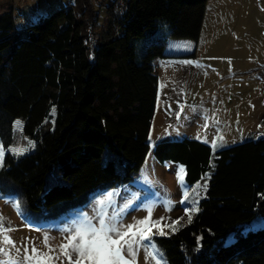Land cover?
Masks as SVG:
<instances>
[{
  "label": "trees",
  "instance_id": "16d2710c",
  "mask_svg": "<svg viewBox=\"0 0 264 264\" xmlns=\"http://www.w3.org/2000/svg\"><path fill=\"white\" fill-rule=\"evenodd\" d=\"M206 1L125 0L96 43L87 40L88 0L24 30L0 15V138L10 142L19 118L35 141L23 155L7 152L0 167V193L23 217H60L137 175L158 90L151 59L164 45L137 63L132 42L160 21L172 37L196 40ZM155 156L181 164L189 184L207 185L196 215L158 237L169 264H264V226L245 230L264 218V137L223 148L184 137L159 143Z\"/></svg>",
  "mask_w": 264,
  "mask_h": 264
},
{
  "label": "rangeland",
  "instance_id": "374dc122",
  "mask_svg": "<svg viewBox=\"0 0 264 264\" xmlns=\"http://www.w3.org/2000/svg\"><path fill=\"white\" fill-rule=\"evenodd\" d=\"M124 2L88 0L94 11L91 17L90 11L85 13L89 42L96 43L105 26H114L115 14L122 11ZM67 5L79 11L83 6L80 0H0V15L11 13L12 27L24 30ZM132 43L137 63L151 45H164V55L151 59L158 76V90L148 135L149 151L139 172L129 182L93 191L83 205L53 219L23 217L15 203L0 193V217L5 226L13 229L9 235L21 249L19 253L11 250L14 264H23L24 244H28L29 252L32 246L42 252L51 248L50 254L59 256V245L66 243L70 230L85 216L96 223L95 217L100 213L106 214V218L119 214L118 219L127 225L145 219L149 207L152 208L149 234L155 249L147 247V252L158 250L161 264H169L158 232L163 230L167 234L176 224L173 222L184 223L189 215L194 217L198 211L186 214L185 209L199 210L205 191L202 182L189 184L184 173H181L182 187L177 178L182 165L168 158L159 160L155 156L156 146L188 137L212 147L215 142L214 148H223L251 137H264V0H207L196 40L172 37L169 25L160 21L156 28ZM16 121L21 122L19 128ZM10 136L9 143L0 138L4 155L13 154L8 151L11 148H27L26 152L34 148L30 142L35 141L23 133L21 119L13 121ZM185 191L188 199L180 203ZM108 193H113L110 199ZM100 200L104 201L102 206L97 203ZM193 200L198 203L193 204ZM156 221L159 224H154ZM260 226H264V218L253 220L245 230ZM148 245V241L134 245L135 264H155L147 256ZM8 259L0 253V260ZM62 261L66 264L63 257L52 264Z\"/></svg>",
  "mask_w": 264,
  "mask_h": 264
},
{
  "label": "snow or ice",
  "instance_id": "6c2138e0",
  "mask_svg": "<svg viewBox=\"0 0 264 264\" xmlns=\"http://www.w3.org/2000/svg\"><path fill=\"white\" fill-rule=\"evenodd\" d=\"M15 124L19 128L21 122L16 121ZM30 146L34 147V144L30 142ZM213 147H216L215 142H213ZM27 150V148L8 149V151H11L16 156L23 155ZM3 157L4 148L0 144V167H3ZM184 172L185 170L181 167L177 173V178L182 187L184 186V180L181 173ZM202 187L206 191V183ZM112 195L113 193L107 194L109 199ZM187 199L188 193L185 191L184 199L180 203H185ZM97 203L102 206L104 201L100 200ZM192 203L196 204L198 201L193 200ZM15 207L19 209V203L15 204ZM196 211H198L196 207L185 209L186 214ZM147 212L148 216L145 219L127 225L118 219L119 214L106 218V214L100 213L95 217L96 223H93V218L85 216L82 222L77 223L70 230L71 235L66 237V243L59 245V256L53 257L50 254L53 251L51 248L47 252H42L35 246H32L29 252L28 244H24L23 264H52L54 260L60 257L64 258L66 264H135L136 249L134 245L143 241L149 242V245L146 246L147 256L155 260V264H161L162 257L157 258L159 256L158 250L147 252V247L155 249V245L151 243L152 236L149 234L151 230L150 224L152 223V208L149 207ZM190 220L191 216L189 215ZM154 224H159V221L154 222ZM11 231L13 229L10 226H5L3 218L0 217V245H3L0 247V253L9 257L8 260H0V264H14L11 259V250L14 249L17 253L21 251L9 235ZM158 234L161 236L165 235L163 230H159ZM45 244H47V237H45Z\"/></svg>",
  "mask_w": 264,
  "mask_h": 264
}]
</instances>
